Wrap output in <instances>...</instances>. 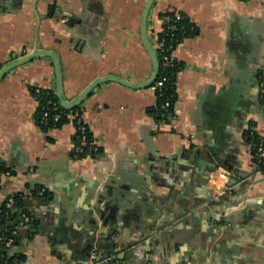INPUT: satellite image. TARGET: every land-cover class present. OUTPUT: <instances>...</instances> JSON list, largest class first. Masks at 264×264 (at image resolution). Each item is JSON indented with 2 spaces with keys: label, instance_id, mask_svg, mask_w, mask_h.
Returning <instances> with one entry per match:
<instances>
[{
  "label": "crops",
  "instance_id": "0c3cea01",
  "mask_svg": "<svg viewBox=\"0 0 264 264\" xmlns=\"http://www.w3.org/2000/svg\"><path fill=\"white\" fill-rule=\"evenodd\" d=\"M146 1L0 0V66L13 52L52 49L68 98L109 73L143 81L152 70L140 36ZM168 9L198 27L173 50L182 63L174 127L153 126L151 86L108 80L82 102L100 154L74 158L71 119L47 130L35 120L34 87L55 89L51 59L34 57L0 79V159L9 168L0 200L41 186L47 193L25 201L21 264H85L93 234L109 229L124 252L118 264H264V172L243 135L249 124L264 134V0H155L148 34ZM83 10L84 21L70 23ZM222 168L230 189L213 199L207 173Z\"/></svg>",
  "mask_w": 264,
  "mask_h": 264
},
{
  "label": "trees",
  "instance_id": "16d2710c",
  "mask_svg": "<svg viewBox=\"0 0 264 264\" xmlns=\"http://www.w3.org/2000/svg\"><path fill=\"white\" fill-rule=\"evenodd\" d=\"M176 12L181 14L180 18H176ZM159 15L164 23L162 24L163 29L156 33L157 39L165 37L166 43L172 42L173 46L175 47L179 42L182 41L183 38L197 33L198 27L196 23L193 22L190 17L181 10L168 9L160 12ZM148 35L159 61L158 73L152 85L156 84L158 80H162V84L160 86H156L154 89L156 101L154 105L149 108V113L152 115L155 121H159L161 119L168 120L171 116L175 115V102L177 99L176 75L177 72L182 68V63L177 58H175L171 63H165L163 54L167 52L166 48L164 46H156L152 36L150 34ZM33 94L37 100L35 120L43 130H47L50 127L61 126L63 123L70 120V117L68 116L70 112L76 109L82 110V103L70 109L62 107L55 89L52 87H34ZM166 102H168V105H165ZM44 113H47V123L41 122V118ZM55 114H58L57 120L53 119ZM86 135L88 140L92 138L89 129L86 132ZM243 135L245 137V141L251 146L252 150L255 149L260 143H264V134L259 133L255 128L251 127V124H249V127L243 131ZM75 140L76 136L74 135V141ZM87 150L88 146L85 145L82 151L76 153L71 151V155L74 158H81L86 155L94 156V152L88 153ZM100 151L101 149L99 147V152ZM259 168L262 172H264V167L261 166ZM7 170H9V168L5 167L4 163L0 159V174ZM34 189L32 190L34 191ZM46 195L47 193L44 194V196ZM21 203V201L18 202L19 205ZM13 218L14 216L9 214V216L4 219L2 223L9 224L12 222ZM5 255L6 251L4 249H0V261L5 257ZM19 258L20 260L22 259L20 253Z\"/></svg>",
  "mask_w": 264,
  "mask_h": 264
},
{
  "label": "built area",
  "instance_id": "2783aa9c",
  "mask_svg": "<svg viewBox=\"0 0 264 264\" xmlns=\"http://www.w3.org/2000/svg\"><path fill=\"white\" fill-rule=\"evenodd\" d=\"M181 14L176 12V18H180ZM164 21L162 20V24ZM163 26L161 27V30ZM152 38L154 39V44L156 46H164L167 50L163 54V58L165 63H171L176 57L173 55L174 47L172 42L166 43L165 37L161 39H157V35L152 34ZM11 59L17 57L23 53H12ZM162 84V80H158L156 84L151 87L155 89L156 86H160ZM258 86H259V99H264V71H261L258 74ZM168 105V102L165 103ZM70 119L74 122L75 131L74 135L76 136V140L73 143L72 150L74 153L82 151L85 145L88 146V153L94 152V156H98L99 145L96 141L91 138L88 140L86 132L88 131V126L84 122L82 118V110L76 109L68 114ZM174 118L175 115L171 116L168 120L161 119L159 121H155L153 126L155 128H159L161 124H170L174 127ZM54 120L58 119V114L53 116ZM42 123H47V113L41 118ZM252 157L254 162V168L258 171H261L259 167H264V143H260L256 146L255 149L252 150ZM262 172V171H261ZM229 171L227 169H215L213 171H209L207 173V183L211 188V196L213 199H219L221 195L229 191L230 186L227 184ZM46 193V188L44 186L35 188L34 191L30 189L19 190L15 193L8 194L3 199L0 200V249H4L6 251V255L3 259H1L0 264H21V260L19 258V253L16 251L17 240L20 233L24 229H28L31 222V213L25 203V201L30 197H42ZM22 202L20 205L18 202ZM24 202V203H23ZM9 214L14 216L13 220L9 224L2 223L4 219H6ZM109 262L110 264H118V259L115 253H110L109 256L103 260ZM102 261L98 262L101 264ZM92 264H94L92 262Z\"/></svg>",
  "mask_w": 264,
  "mask_h": 264
},
{
  "label": "water",
  "instance_id": "95a60500",
  "mask_svg": "<svg viewBox=\"0 0 264 264\" xmlns=\"http://www.w3.org/2000/svg\"><path fill=\"white\" fill-rule=\"evenodd\" d=\"M155 0H147L144 4V7L141 12L140 16V36L142 39V43L145 47V49L148 52V55L151 60L152 64V70L149 76L139 82H133L128 79H125L124 77L118 76L116 74H105L102 76H97L90 80L74 97L68 98L65 95L64 92V85H63V75H62V66H61V60L60 56L57 52H55L52 49L48 48H41V47H35L34 49L27 51L17 57H14L8 61H6L3 65L0 66V79L3 77L5 73H7L10 69L21 65L34 57L44 55L51 59L54 67V73H55V92L59 98V102L62 107L70 109L73 108L79 104H81L84 99L90 94L92 89L99 84L108 81V80H114L118 81L122 84L132 86V87H146L151 86L153 81L156 79L158 68H159V61L158 57L156 55V52L154 50V47L152 43L150 42L149 35L147 32V23H148V15L151 6L153 5ZM88 8H91L92 5H88ZM86 10H83L82 13H80L78 18L71 17L70 23H73V21L76 22H83L86 15ZM98 229V226H94V232ZM143 234L147 237L149 234L147 231ZM142 234V235H143ZM106 241H104V240ZM103 240V241H102ZM118 242L119 239H117V236H115V230L109 229L106 232L99 231L97 233H94L92 236V239L90 240L87 249L85 250L87 255L89 256V261L85 264H98V262L102 261L101 264H110L109 262L103 261L105 260L109 255L110 252H117L116 257L123 258V251L119 252L118 248ZM106 246L108 247V250L106 253L100 252V246Z\"/></svg>",
  "mask_w": 264,
  "mask_h": 264
}]
</instances>
